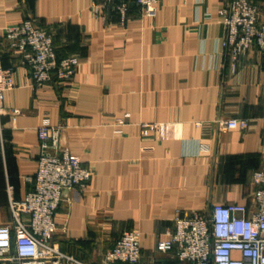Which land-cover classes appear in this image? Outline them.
I'll return each instance as SVG.
<instances>
[{
	"label": "crops",
	"instance_id": "0c3cea01",
	"mask_svg": "<svg viewBox=\"0 0 264 264\" xmlns=\"http://www.w3.org/2000/svg\"><path fill=\"white\" fill-rule=\"evenodd\" d=\"M254 1L264 10V0ZM227 2L160 0L154 16L133 5L122 23L112 8L96 16V0H0V28L33 18L58 57L79 60L70 84L35 88L0 38L2 64L14 69L5 104L21 111L2 118L0 225L11 222L8 186L16 201L33 188L27 178L38 168L45 119L92 171L87 188L64 193L55 216L54 242L81 261L102 263L133 228L142 264L162 259L155 245L176 216L250 205L253 174L264 168V53L251 47L232 70L218 13ZM229 118L249 125L221 129ZM143 124L156 129L144 136Z\"/></svg>",
	"mask_w": 264,
	"mask_h": 264
},
{
	"label": "built area",
	"instance_id": "2783aa9c",
	"mask_svg": "<svg viewBox=\"0 0 264 264\" xmlns=\"http://www.w3.org/2000/svg\"><path fill=\"white\" fill-rule=\"evenodd\" d=\"M94 14L106 15L112 8L126 22L133 5L142 15L154 16L160 0H96ZM225 27L222 46L234 71L237 59L251 47L264 53V10L254 0H228L218 11ZM0 38L16 51L31 70L32 85L42 88L55 82L64 87L77 72L79 60L57 55L52 34L35 19L0 28ZM14 69L5 68L0 53V134L2 118L19 115L20 109L5 104L6 93L14 86ZM126 118V117H125ZM124 118V119H125ZM247 119L229 118L219 122L223 130L246 129ZM147 136L156 129L143 124ZM40 141L38 168L33 188L21 201L13 198L8 186L11 222L0 225V262L10 264H142L140 232L124 231L104 254L102 263H87L63 252L54 242L56 212L64 193L88 187L92 171L81 157L62 145V127L45 119L37 128ZM255 190L250 205L215 204L209 211H192L176 216L173 225L155 245L162 259L145 264H264V168L253 174Z\"/></svg>",
	"mask_w": 264,
	"mask_h": 264
}]
</instances>
